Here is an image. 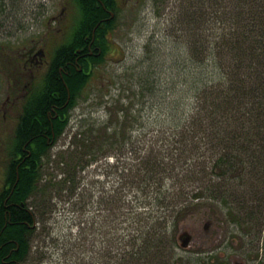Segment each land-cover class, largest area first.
<instances>
[{
  "label": "trees",
  "instance_id": "1",
  "mask_svg": "<svg viewBox=\"0 0 264 264\" xmlns=\"http://www.w3.org/2000/svg\"><path fill=\"white\" fill-rule=\"evenodd\" d=\"M74 1L80 9L76 30L88 31L97 21L99 22L95 27L96 33L104 32L110 27V21H100L99 18L106 13L101 6H96V0ZM101 1L106 7L118 12V8L114 7V0ZM230 1H178L165 30L166 37H170L173 31H179L176 33L177 40L183 48L186 64V68L182 69L186 73L182 81L184 86H179L181 95L170 102L171 111L165 114L168 118V130H158L149 142L148 154L131 167L123 168L122 185L132 184L142 189L148 181L159 184L153 197L155 202H149L159 208L172 205L173 202H166V192L169 191L173 195L175 202L178 196L186 191H183L184 182L181 180L172 181V187L162 186V181L167 176L165 173L175 158L173 153L169 156L168 152L173 149L184 152L186 149L198 148V143L200 146L205 144L210 153L217 155L211 156V162L196 170L198 177L188 178L186 175V179H183L188 183L198 180V185L193 186L195 191L192 194V198L198 200L195 205L198 203V206L210 210L214 208L212 205H219L220 209L225 210L229 222L241 226V230L251 232L255 229L258 232L264 224V0H232L234 17L228 15L231 14L230 10L228 12L224 8L230 6ZM153 2V6L159 9L163 7L165 0ZM217 22L223 24V29L227 28L224 22L234 25L233 28L228 27L227 30L219 32L217 29L220 25ZM102 48L105 51L107 45ZM63 49L60 47L56 53H61ZM102 55L96 59V63H100L99 66L104 60ZM61 64L60 57L54 60L47 77L46 96L51 99L42 97L41 103L28 108L25 130L23 135L19 136L25 140L29 139L37 131L39 122L45 119L47 109H51L53 114L59 110L57 106L63 105L67 100V106L70 108L65 111L57 127L55 123L58 119L53 121L54 141L48 147L41 143L31 160H26L19 166L18 177L15 166H11L7 185L13 187L11 199L18 202L38 189L48 191L52 186L55 187V184L60 190L64 189L62 185L72 182L69 193H74L80 188L79 182L75 180L77 171L88 162L113 153L114 150L123 152L126 144L131 142L132 133L129 126H133L138 120L137 114H141L140 108L133 110L131 104L126 106L121 100L122 97H117L113 112L110 111L105 120L100 123L92 120L87 124H79L72 137L73 149L68 150V158L66 156V159L59 161L64 168L60 175L62 177L56 179L55 176H49L44 179L42 169L45 159L48 158L47 152L65 129L72 108L78 97H82V90L92 74V71L90 74H84V70L72 67L67 69L70 74H65L62 70L61 78L57 72ZM208 66L211 68L208 69ZM154 77L150 68L139 70V93L143 95L154 90ZM176 87V84H171L169 89L174 93ZM124 90H129V87ZM52 91L57 92L53 93V96L58 98L49 96ZM49 104H55V108H50ZM250 144L255 146L251 150L248 148ZM207 165L209 166L206 169ZM206 170H209V173ZM143 195L141 203L146 202L148 198ZM115 200L118 206L122 205L121 195L118 198L115 196ZM110 201L111 199L107 198V202ZM9 209V221L12 222L3 228L0 238H14L23 249L25 243H22L20 234L25 227L22 220H28L29 214L19 204H12ZM140 215L139 218L143 217ZM0 218H3L1 204ZM143 218L145 223H149L148 216ZM174 218L168 220V225L164 228L162 225L159 230H152L151 233H148L152 228L148 224L146 228L137 230L136 236L130 239L139 240L138 249L131 255L128 253L127 257L124 256L123 264H198L195 258L186 261L173 251L174 240L169 228L174 225ZM158 219L153 222L159 221ZM163 221L167 219L163 217L160 222ZM215 261L204 259L203 264H225L221 259Z\"/></svg>",
  "mask_w": 264,
  "mask_h": 264
},
{
  "label": "rangeland",
  "instance_id": "2",
  "mask_svg": "<svg viewBox=\"0 0 264 264\" xmlns=\"http://www.w3.org/2000/svg\"><path fill=\"white\" fill-rule=\"evenodd\" d=\"M10 1L13 7L22 4L27 11L23 19L26 20V27H29L24 33L8 38L10 43L22 42L23 38L29 37L34 29H30L31 25L28 22L31 17L29 11L33 8L30 2L35 0ZM42 1L45 2L42 32L45 33L48 29L47 13L52 9L55 11L58 7L55 6V1ZM178 1L165 0L163 7L159 9L153 6V0H132L122 7L119 14L121 27L111 35V38L121 45V52H114L115 55L107 57L88 78L86 87L82 90L84 97H78L65 129L47 152L48 158L45 159L42 169L43 178L62 177L60 175L64 168L59 161L62 158L66 159V156L68 158V150L73 149L72 137L79 124L82 122L87 124L92 120L100 123L105 120L109 112H113L114 102L120 96L126 106L131 104L133 110L140 108L141 112L137 114L138 120L134 122L135 124L129 126L132 133L131 142L126 144L123 152L114 150L113 153L88 162L77 171L75 180L79 182L80 188L74 193H69L73 185L71 182L62 185L64 189L59 190L55 184V187L52 186L48 191L38 189L30 196L29 203L37 208L38 222L37 227L30 234L29 259L27 257L24 264H123V257H127L128 253L131 255L138 249L139 240L130 239L136 236L137 230L146 228L148 224L152 227L148 231L151 233L152 230H159L162 225V228L167 226L168 220L174 217H176L174 225L169 228L172 236L176 235L179 227L184 225H189L187 228H200L205 217L210 215L216 221L222 222L225 232L223 240L231 243L232 246H240V242L246 241L249 249H255L254 240L249 242L250 236H242L241 226L229 222L225 210L220 209L219 205H212L214 208L209 211L204 210L203 206H198V203L195 205L198 200L192 198V194L195 191L193 186L198 185V180L189 183L183 180L186 179V175L188 178L198 177L196 170L211 162L212 160L209 161L211 156L217 155L210 153L205 144L200 146L198 143V148L186 149L184 152L174 149L168 152L169 156L173 153L175 158L165 173L167 176L165 175L162 186L172 187V181L181 180L184 182L183 191H186L181 193L175 202L172 199L173 195L167 191L166 202H173L172 205L159 208L158 205L149 202L151 200L155 202L153 197L159 184L148 181L142 189L132 184L122 185L123 168L131 167L148 154L149 142L158 130H168V118L165 114L171 111L170 102L180 97L179 86H184L182 81L186 73L182 69L186 68V64L183 48L179 46L177 40L176 33L179 31H173L170 37H166L165 30ZM231 2L232 0L230 6L224 8L225 11L230 10L231 14L228 15L234 17ZM220 8L221 11L222 6ZM218 24L219 32L227 30L228 27L233 28L234 25L231 22H224L227 28L223 29V26L221 27L223 24L221 22ZM21 45L22 43L12 44V47L18 49ZM142 68H150L155 76L152 84L154 90L143 95L137 90V76ZM171 84L177 85L174 93L169 89ZM1 87L3 86L0 85V90ZM127 87L129 90H124ZM125 94L127 96H124ZM167 130H165L166 134L169 135ZM262 134L264 135V130ZM252 147L255 146L250 144L249 150ZM204 157L208 159L203 160ZM206 172L209 173V170ZM143 192L147 194L143 195ZM120 195L122 205L118 206L115 196L118 198ZM141 195L145 198L148 196L146 202L141 203L143 201ZM107 198L111 201L107 202ZM183 204L186 205L182 207ZM139 214L143 217L148 216L149 223H145V218H139ZM163 217L167 221L160 222ZM156 218H159V221L153 222ZM235 227L239 229L235 230ZM263 228L260 229L262 236H264ZM257 245L264 250V244ZM173 246L176 254L186 255L188 249L180 247L176 240ZM168 250L169 247L166 252ZM242 251L245 253V250Z\"/></svg>",
  "mask_w": 264,
  "mask_h": 264
},
{
  "label": "flooded vegetation",
  "instance_id": "3",
  "mask_svg": "<svg viewBox=\"0 0 264 264\" xmlns=\"http://www.w3.org/2000/svg\"><path fill=\"white\" fill-rule=\"evenodd\" d=\"M56 1L58 8L49 13L48 29L45 33L42 32L41 3L37 0L30 2V5L33 4V8L29 11L33 20V26H30V29H34L31 34L29 33L30 35L28 34L29 37L23 38L24 41L10 43L8 40L10 36L24 33L26 25L23 17L27 11L22 4L13 7L12 1L0 0V83H2L0 85L3 86L0 90V204L3 208V218H0V236L3 228L12 222L9 221V207L12 204H19L29 214L28 220H22L26 228L22 229L20 234L22 243H25L23 249L14 238L4 236L0 238V264L25 263L31 246L30 234L37 224L36 207L29 203L30 196L20 202L11 199L13 187L7 185L10 180V168L14 165L16 173L24 161L31 160L33 154L42 145L41 143L48 147L55 139L53 121L58 119L55 123L57 127L65 111L70 108L67 106V100L63 105L57 106L59 110L53 114L51 109H47L45 119L39 122L37 131L29 139L25 140L19 136L23 135L22 132L25 130L28 108L41 103L42 97L46 96L47 77L54 60L60 57L62 64L58 66L57 72L62 78V70L65 74H70L68 68L73 67L84 70V74H90L93 68L99 67L100 63H96V59L101 54L103 57L107 55L106 50L102 48L103 45L110 47L109 53L114 49L116 52L120 51L119 45L110 38L111 34L120 28L117 13L113 8L106 7L101 0H96V5L102 6L106 13L99 18L100 21H110V27L104 32L96 33L95 26L98 23L96 22L88 31L79 32L75 29L77 28V9L69 0ZM128 2L129 0H114V7L120 8ZM19 43L22 45L18 49L12 47V44ZM59 45L64 49L61 53H56ZM53 93L57 92L52 91L49 96L58 98V96L54 97ZM46 97V100L51 99ZM54 106L55 104H49L50 108H55ZM58 139L59 137L56 141ZM16 175L18 177L17 173ZM182 234L183 237H185L184 234H188L192 239L191 244L186 248L188 249L184 256L186 261L195 258L198 264H203L204 259L214 262L217 260L215 255H218V259L223 260L225 264H264L262 247L251 250L246 241L240 242V246H232L231 243L223 240L225 232L221 224L214 222L209 215L205 217L200 228L192 227ZM255 246H258L256 242ZM237 247L245 250V253Z\"/></svg>",
  "mask_w": 264,
  "mask_h": 264
},
{
  "label": "bare ground",
  "instance_id": "4",
  "mask_svg": "<svg viewBox=\"0 0 264 264\" xmlns=\"http://www.w3.org/2000/svg\"><path fill=\"white\" fill-rule=\"evenodd\" d=\"M17 174H18V172H17Z\"/></svg>",
  "mask_w": 264,
  "mask_h": 264
}]
</instances>
